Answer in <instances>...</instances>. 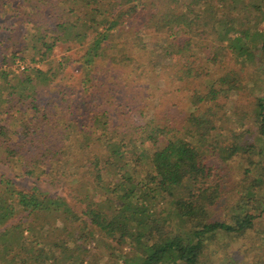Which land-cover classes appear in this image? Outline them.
I'll return each instance as SVG.
<instances>
[{"label":"trees","instance_id":"trees-1","mask_svg":"<svg viewBox=\"0 0 264 264\" xmlns=\"http://www.w3.org/2000/svg\"><path fill=\"white\" fill-rule=\"evenodd\" d=\"M1 3L12 24L0 27V163L66 198L0 180V264H247L206 240L255 230L246 209L264 202V165L245 171L256 179L244 214L216 220V192L205 198L214 140L198 131H216L239 81L227 57L264 51V0ZM187 55L197 67L178 91L191 112L170 136L154 110ZM257 118L264 142V100ZM91 246L87 261L77 249Z\"/></svg>","mask_w":264,"mask_h":264},{"label":"rangeland","instance_id":"rangeland-1","mask_svg":"<svg viewBox=\"0 0 264 264\" xmlns=\"http://www.w3.org/2000/svg\"><path fill=\"white\" fill-rule=\"evenodd\" d=\"M11 16L12 14H7L6 10L2 8L0 0V27L12 24ZM64 51V48L57 50L55 59L60 61L65 54ZM226 64L228 69L238 73L239 81L231 88L230 100L221 103L223 110L216 119V131L209 132L208 125H204L198 131V134L205 139L210 133L209 135H212L214 140L208 154V161L210 165L215 166L216 172L215 178L207 186L205 198H209L216 192L218 200L213 213L216 215L215 219L219 221H230L233 215L244 214L242 210L245 207L242 198L245 188H251L256 179L255 176H251L249 181H245V171L253 167L252 163L264 165V142L259 134L257 118L259 100H264V51L260 47H255L248 55L230 54L226 59ZM18 66L14 67L17 73L20 72ZM196 67L197 63L190 60L189 55L181 58L175 69V76L181 81H177L166 88L169 95L164 98L167 100L165 108H160L158 111L154 110L157 120L159 119V121L154 122V125L165 129L170 136L176 134L175 123L178 118L191 112L186 103L188 94L178 91V89L182 90L181 86L187 85L188 78L190 80ZM69 72L75 77H80L81 66L73 64ZM76 80L75 82H78L79 79ZM54 87L56 90H60L62 84L59 83ZM176 104L178 106L174 107ZM166 110L167 113H165ZM164 114L168 115L165 120L162 117ZM252 169L255 171V168ZM0 180L11 181L20 189L30 191L38 189L44 195L66 198L61 187L51 185L49 180H22L14 170L2 163H0ZM259 194L264 197V187ZM261 204V206L251 204L246 209L249 214L257 217L255 230L247 238L235 240L218 235L214 237V241L212 239L206 240L207 248L213 245L220 246L230 256L247 264H258L259 261H264V202ZM60 228L62 229V226ZM76 236L79 238L81 235L77 234ZM92 246L94 248V245ZM92 246V252L82 247V250L77 249V251L82 252L81 254H84L86 260L90 261L91 256L96 252ZM111 262L121 263L117 256Z\"/></svg>","mask_w":264,"mask_h":264},{"label":"built area","instance_id":"built-area-1","mask_svg":"<svg viewBox=\"0 0 264 264\" xmlns=\"http://www.w3.org/2000/svg\"><path fill=\"white\" fill-rule=\"evenodd\" d=\"M21 70H24V68H21Z\"/></svg>","mask_w":264,"mask_h":264}]
</instances>
